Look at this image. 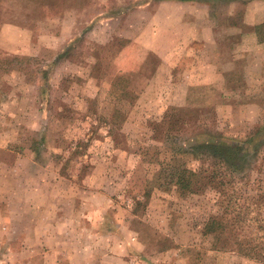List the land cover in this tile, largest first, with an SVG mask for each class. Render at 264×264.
Returning a JSON list of instances; mask_svg holds the SVG:
<instances>
[{"label":"rangeland","instance_id":"1","mask_svg":"<svg viewBox=\"0 0 264 264\" xmlns=\"http://www.w3.org/2000/svg\"><path fill=\"white\" fill-rule=\"evenodd\" d=\"M255 1L0 0V264H264L203 230L228 198L164 182L203 140L264 141V48L232 27L264 40Z\"/></svg>","mask_w":264,"mask_h":264},{"label":"trees","instance_id":"2","mask_svg":"<svg viewBox=\"0 0 264 264\" xmlns=\"http://www.w3.org/2000/svg\"><path fill=\"white\" fill-rule=\"evenodd\" d=\"M259 131L249 135L243 140L224 139L212 137L210 141L203 140V143L195 144L191 149L196 160H200L202 166L198 169L189 167H174V170L165 171L166 184H176L182 191L199 192L207 187L215 188L219 191L223 200V215L212 217L206 223L203 230L208 232H229L224 242L235 243L240 247L244 246V253L264 261V194L259 195L258 202L256 199L247 198L242 203L241 200L247 194L243 189L249 185H244L249 180V175H241L238 179L236 174L239 172L237 165L233 161L242 158L240 155L246 144L247 153L251 151L258 152V148L264 143L260 138ZM198 142V141H196ZM251 149V150H250ZM191 153V152H190ZM232 153V154H231ZM173 157V156H172ZM253 155V159H254ZM249 161V158H245ZM209 161L210 164L209 165ZM224 169L229 170L225 175ZM167 180L169 182H167ZM261 222L249 232L252 225ZM242 229V235L236 236L234 228ZM232 230V231H231ZM232 238L234 240L232 241ZM238 240V241H237ZM225 244V243H223Z\"/></svg>","mask_w":264,"mask_h":264},{"label":"crops","instance_id":"3","mask_svg":"<svg viewBox=\"0 0 264 264\" xmlns=\"http://www.w3.org/2000/svg\"><path fill=\"white\" fill-rule=\"evenodd\" d=\"M246 6L244 7L245 11L247 12L244 17H251V24H262L264 23V9H261V7H264V3L259 1L255 2H250L249 4H245ZM162 6H160V10H162ZM245 22V19H244ZM243 24V20H242ZM230 26V25H228ZM232 27L238 28L237 31L238 34L240 35V40L238 41V45L243 47V50L246 49V47H251V48H264V40H260L259 37L256 35L254 32H245L242 30V26L240 25H232Z\"/></svg>","mask_w":264,"mask_h":264}]
</instances>
